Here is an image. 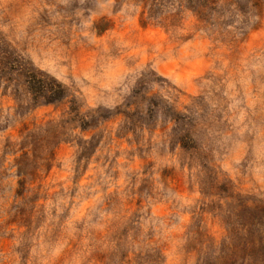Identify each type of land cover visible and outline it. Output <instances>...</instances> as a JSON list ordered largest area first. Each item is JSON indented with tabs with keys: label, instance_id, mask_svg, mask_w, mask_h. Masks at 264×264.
Here are the masks:
<instances>
[{
	"label": "rangeland",
	"instance_id": "obj_1",
	"mask_svg": "<svg viewBox=\"0 0 264 264\" xmlns=\"http://www.w3.org/2000/svg\"><path fill=\"white\" fill-rule=\"evenodd\" d=\"M0 264H264V0H0Z\"/></svg>",
	"mask_w": 264,
	"mask_h": 264
},
{
	"label": "trees",
	"instance_id": "obj_2",
	"mask_svg": "<svg viewBox=\"0 0 264 264\" xmlns=\"http://www.w3.org/2000/svg\"><path fill=\"white\" fill-rule=\"evenodd\" d=\"M55 94L57 95V96H61L62 95V91L60 90V87H57V90H55Z\"/></svg>",
	"mask_w": 264,
	"mask_h": 264
}]
</instances>
